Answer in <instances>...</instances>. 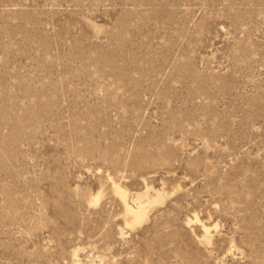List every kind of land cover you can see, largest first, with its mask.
Masks as SVG:
<instances>
[{"label":"rangeland","instance_id":"obj_1","mask_svg":"<svg viewBox=\"0 0 264 264\" xmlns=\"http://www.w3.org/2000/svg\"><path fill=\"white\" fill-rule=\"evenodd\" d=\"M74 251L264 264V0H0V264Z\"/></svg>","mask_w":264,"mask_h":264},{"label":"bare ground","instance_id":"obj_2","mask_svg":"<svg viewBox=\"0 0 264 264\" xmlns=\"http://www.w3.org/2000/svg\"><path fill=\"white\" fill-rule=\"evenodd\" d=\"M111 190L121 202L124 226L133 229L134 227L141 225L143 222H146L148 219L149 209L153 206L162 204L165 197L164 191L161 192L156 190H153L154 195L151 196L148 187H145V191L143 193L134 194L130 197L129 192L126 189H124L121 185L114 183L113 181L111 182ZM100 197L101 192H98L95 195L89 194L86 200L90 206H97ZM189 222L190 221H188V224ZM194 222L198 223L203 231V237L201 241L206 245H210L211 227L209 224L207 225L203 223L198 219L197 216H194ZM214 228L215 227H213V229ZM72 264H81L77 255V251H74L72 254Z\"/></svg>","mask_w":264,"mask_h":264}]
</instances>
